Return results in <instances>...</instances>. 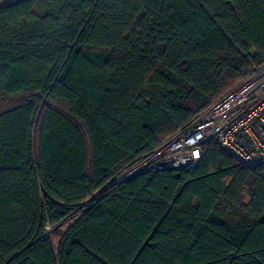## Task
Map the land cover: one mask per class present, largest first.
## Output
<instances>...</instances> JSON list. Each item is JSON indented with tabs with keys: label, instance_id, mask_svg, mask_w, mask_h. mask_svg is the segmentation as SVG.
<instances>
[{
	"label": "trees",
	"instance_id": "trees-1",
	"mask_svg": "<svg viewBox=\"0 0 264 264\" xmlns=\"http://www.w3.org/2000/svg\"><path fill=\"white\" fill-rule=\"evenodd\" d=\"M263 65L264 0L0 9V264H264L263 169L209 143L116 183Z\"/></svg>",
	"mask_w": 264,
	"mask_h": 264
},
{
	"label": "built area",
	"instance_id": "built-area-1",
	"mask_svg": "<svg viewBox=\"0 0 264 264\" xmlns=\"http://www.w3.org/2000/svg\"><path fill=\"white\" fill-rule=\"evenodd\" d=\"M209 143L248 168L264 170V65L254 67L235 89L130 167L116 183L140 173L195 171Z\"/></svg>",
	"mask_w": 264,
	"mask_h": 264
},
{
	"label": "rangeland",
	"instance_id": "rangeland-1",
	"mask_svg": "<svg viewBox=\"0 0 264 264\" xmlns=\"http://www.w3.org/2000/svg\"><path fill=\"white\" fill-rule=\"evenodd\" d=\"M14 100L0 99V112L11 107L15 104ZM77 219L68 220L67 222L58 226L54 231H49V236L53 239L54 245L57 247L63 234L67 231V229L73 225Z\"/></svg>",
	"mask_w": 264,
	"mask_h": 264
},
{
	"label": "water",
	"instance_id": "water-1",
	"mask_svg": "<svg viewBox=\"0 0 264 264\" xmlns=\"http://www.w3.org/2000/svg\"><path fill=\"white\" fill-rule=\"evenodd\" d=\"M21 1H24V0H11V1L5 2L3 4H0V9L11 6V5L16 4V3H19Z\"/></svg>",
	"mask_w": 264,
	"mask_h": 264
}]
</instances>
